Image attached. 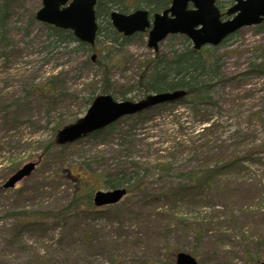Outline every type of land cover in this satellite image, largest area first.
Instances as JSON below:
<instances>
[{
	"label": "rangeland",
	"instance_id": "374dc122",
	"mask_svg": "<svg viewBox=\"0 0 264 264\" xmlns=\"http://www.w3.org/2000/svg\"><path fill=\"white\" fill-rule=\"evenodd\" d=\"M40 7L41 0L9 1L6 38L14 51L3 52L6 58L0 55V98L8 102L19 96L20 87L26 88L33 74L40 79L51 73L57 75L67 91L57 107H50L47 124L42 119L45 111L37 103H31L30 112L40 119L38 126L23 122L20 129L5 136L0 130V186L15 169L37 158L41 152L38 145L55 138L53 128L60 122L59 116L62 120L82 116L83 99L92 89L98 95L102 87L100 68L83 66L78 55L58 57L56 51L36 46L35 37L44 38L37 26L29 38L20 36L26 32L29 15H34ZM186 45L181 37H168L154 53L147 48V35L130 38L117 50L120 58L107 73L111 94H124L132 102L143 99V90L136 84L144 70L143 62L155 54L168 55ZM18 50L22 56H17ZM213 52L221 59L224 82L212 92L213 103L206 110L203 135H197L201 127L190 112L175 106L171 116H164L189 123L182 128L183 137L173 138L168 131L171 125H163L136 138L138 160L147 162L159 158L155 152L152 158L146 157L147 144L159 150H164L166 145L170 150L173 148L178 160L170 177L158 180L152 176L154 186L145 190L169 187L175 184L179 170L184 171L186 166L197 170L203 165L202 158L196 161L191 157L193 152L179 155L182 144L174 141L190 140L194 147L203 144L206 167L213 166L209 159L213 155L220 159L249 157L250 161L219 179L217 192L206 191L202 196L189 194L175 204L152 203L134 194L105 210L103 216L92 219L68 215L59 220L47 219L43 225L32 227L12 217L14 208L38 216H52L67 206L73 187L68 181V172L78 173L82 154L102 149L101 145L94 146L91 139L79 140L65 149L63 164L58 151L53 156L54 165L43 160L34 174L15 189H0V264H174L178 252L192 255L198 264L264 262V75L256 69L259 58L264 55V33L254 27L242 28ZM7 61L9 65H5ZM116 100L122 101V98ZM30 112L21 114L29 120ZM8 135L14 138L8 140ZM17 139L21 146L11 143L9 147L8 143ZM58 169L63 172L54 173ZM93 170L91 195L106 190L98 180L100 169L93 167ZM51 179L56 183L52 185Z\"/></svg>",
	"mask_w": 264,
	"mask_h": 264
},
{
	"label": "trees",
	"instance_id": "16d2710c",
	"mask_svg": "<svg viewBox=\"0 0 264 264\" xmlns=\"http://www.w3.org/2000/svg\"><path fill=\"white\" fill-rule=\"evenodd\" d=\"M9 1H0V55L4 57L3 52L6 50L14 51L13 46L7 42L9 38H6L8 37L7 26L10 19L7 10ZM170 2L171 0H97L95 5L97 34L93 48L77 41L69 31L37 23L32 13L28 18L26 32H22L23 34L21 33L20 36L29 38L34 27L37 26L38 31H42L44 34V38L41 40L40 35H37L35 37L36 46L40 45L41 48L50 52L56 51L58 57L69 58L78 55L79 61L83 66L100 68L103 71L101 78L102 87L98 90L99 94H110L115 99L121 97L122 100H125L124 94L116 93L115 96L111 94L107 73L114 68V61L120 58L117 55V50L124 47L130 38L123 37L112 28L109 22V13L112 8L123 14L136 9H146L150 13H157L168 8ZM232 3L233 0H216V4L221 10ZM18 29L21 30V28ZM254 29L264 33V22ZM175 37H181L187 43L186 47L172 50L168 55H155L149 61L143 62L144 70L138 77L136 84L139 89L143 90V96L149 93L173 91H184L185 96L174 104L156 106L134 116L122 118L109 127L91 134L88 139L93 141L94 146L101 145L102 149L88 154L84 152L85 154H82L81 160L78 162V173L73 175L68 172V181L73 183V187L71 188V200L67 206L53 213L52 216L51 214L38 216L37 214L14 208L10 214L11 216L15 217L19 222L28 223L32 227L43 225V221L47 217L51 220H59L68 215H80L88 219L103 216L105 212L95 209L92 204L91 187L94 178L90 174L94 173L93 167L100 169L97 176L105 189L123 188L126 191L125 197L140 194L152 203L175 204L178 201H182L189 194L202 196L206 191L213 190L217 192L220 185L218 184L219 179L222 180L233 169L241 168L246 161L251 160L249 157L239 158L238 156L220 159L213 155L209 158L213 162V166L206 167L205 164H208V162L203 157V144L194 147V143H191L190 140L174 141V143L182 144L180 146L182 151H179V155L184 153L185 156L193 152L191 157L196 161H200L202 158L203 165L197 170L190 168V166H186L184 171L179 170L176 173L175 184L169 187L161 188L160 186H155L156 189H152L151 192L145 190L154 186V180L151 181L153 179L152 176H156L158 180L170 177V174L173 173V166H177L178 160L173 155V148L170 150L166 145L164 150H159L153 148L150 144L146 145V157L152 158V155L156 153L159 158L147 162L138 160L136 157L138 151L135 149L136 138L143 133L147 135V131H153L163 125H171L170 127L172 128L168 131L173 138L176 137L178 140L183 137L182 128H184V125H189V123L180 121L178 118L168 120V116H164L165 114L171 116L175 106L186 108L190 112L193 120L198 121V125L201 127L197 135L199 133L203 135L205 131L203 125L207 120L206 110L213 103L212 92L216 86L224 82L221 72V59L213 52L216 48H204L196 52L191 49L190 44H188L189 41L185 37L171 36L170 38ZM91 53H96L97 55L93 63L90 61ZM17 56H22L21 51H17ZM258 62L256 69L261 75H264V55L259 58ZM7 64L8 61L5 62V65ZM33 75L34 77L29 79L26 88L20 85L19 96H15L14 99L8 102L0 98V130L4 136L20 129L23 122L29 125L33 123L36 126L39 125L40 119L33 112H30L32 111L31 103H37V107L45 111L42 119L45 118L47 124L49 117H51L52 108L50 107L53 106V109L55 106L57 107L60 99L64 97V93L67 91L63 80L57 75L53 76L51 73L43 79L38 78L36 74ZM19 79L23 81L21 76ZM95 96V89H92L90 94L83 99V109L86 110ZM22 111L30 112L29 120L24 119L25 116L21 114L24 113ZM38 112L40 113V111ZM78 118L75 116L71 120H62V117L59 116L57 120H60V122L55 123L53 133L55 134L63 124L74 123ZM13 138L14 136L8 135V140ZM11 143L13 145L17 143V147L21 146L18 139L9 142V147H11ZM38 146L41 152L37 157L40 156L41 161L47 160L48 163L54 165L56 160L53 156L60 151V154H58L62 160L60 164L64 163L66 156L64 157L63 153L68 145L56 146L54 139L51 138L50 141ZM51 154L52 156H50ZM62 172L61 169H58L54 173ZM65 172L67 173V170ZM51 182L53 185L56 180L51 179ZM171 216L173 217V215Z\"/></svg>",
	"mask_w": 264,
	"mask_h": 264
},
{
	"label": "water",
	"instance_id": "95a60500",
	"mask_svg": "<svg viewBox=\"0 0 264 264\" xmlns=\"http://www.w3.org/2000/svg\"><path fill=\"white\" fill-rule=\"evenodd\" d=\"M41 3V8L35 14L36 21L70 30L80 42L94 45L97 30L94 14L96 0H41ZM189 5L191 8H188ZM226 15L232 18L222 21L215 0H171L170 7L161 14H154L151 22L146 10H136L128 15L111 12L110 22L124 36L149 29L147 46L155 52L158 43L170 34L186 36L192 42L193 49L199 50L205 45H219L242 27L261 24L264 21V0H234V5L227 10ZM94 58L92 56L91 60ZM183 95L184 92L152 94L138 102H116L108 95L98 96L81 119L57 132L55 142L58 145L72 143L122 117L151 106L174 102ZM35 165L29 162L17 169L2 187L13 188L17 182L30 176ZM124 194L125 191L121 189L98 191L93 196V203L96 206L115 204ZM175 263L198 264L191 255L182 252L176 254Z\"/></svg>",
	"mask_w": 264,
	"mask_h": 264
}]
</instances>
